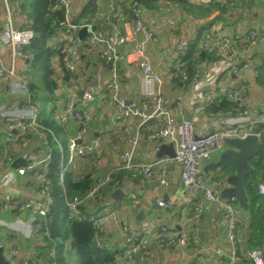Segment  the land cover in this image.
<instances>
[{"label":"built area","instance_id":"obj_1","mask_svg":"<svg viewBox=\"0 0 264 264\" xmlns=\"http://www.w3.org/2000/svg\"><path fill=\"white\" fill-rule=\"evenodd\" d=\"M51 1L63 12V19L48 45L52 51L59 53L51 59L53 78L58 85L56 96L59 100L62 96L66 99L53 119L61 126L73 121L77 127L74 135L68 138V165L77 169V161H86L90 171L101 174L83 196L65 199L70 218L95 229L93 243L96 248L115 249L116 254L110 264L146 262L151 242L166 251H172L178 244L192 246L197 258L208 253L211 249L204 246L197 235L189 237L187 233L172 230L156 221L153 215L139 226L138 231L133 230L125 210L137 211L142 206L140 199L128 194L129 204L116 206L111 197L103 195L108 189L109 192L115 191L109 185L111 173L116 170L129 173L140 183L150 180L155 171L158 184L166 188L169 183L167 168L174 163L179 169L182 191L187 195L197 194L194 217L208 213L214 204L223 207L228 249L213 250L218 264H240L243 248L238 235L237 202L233 197L223 201L218 191L214 190L221 184L212 186L202 169L213 155L222 151L226 140L252 136L260 143L264 135V108L253 106L248 90L249 79L257 80L259 77V65L252 58L264 45V19L260 26L237 32L217 27L210 29L199 43V49L215 60L209 63L196 60V69L189 79L181 63L188 40L179 26L175 3L159 1L155 9L149 10L135 0H97L96 13L87 20H78L79 11L75 12L73 8L75 0ZM185 1L202 6L212 2ZM252 2L255 8L257 0ZM235 5L231 3L230 9ZM31 25L22 0H0V209L15 215L19 229L43 242L48 236L45 223L52 205L50 181L46 176L50 152L46 150V137L40 131L37 108L30 103L31 96L27 93L32 57L29 47L34 39ZM125 27H128V33ZM83 28L88 32L79 40L78 32ZM163 43L165 46L162 48ZM148 46L163 56L164 76L169 80L180 78L182 83L194 85L205 75L206 66L217 69V74H213L210 81L197 85L199 88L191 104V117L185 116L188 104L185 92L176 93L172 103L163 96L165 79L154 73L146 55ZM92 56L99 58L102 68L89 72L83 59ZM125 64L140 73L138 88L131 100L122 95L121 67ZM64 77L68 80L65 81ZM13 85L28 99L7 100L5 89H13ZM222 98L237 103L238 108L220 114L206 112L207 107ZM94 103L103 104L104 115L112 124L123 125L133 119L137 121L136 130L130 132L127 127H122L116 137L115 141L123 143L125 148L118 156V163L109 165V170L101 165L105 140L100 135H91ZM201 113L217 120V127L197 133L196 123ZM143 129L149 133L147 139L152 143L153 153L159 152L163 145H171L174 158L164 155L159 159L137 162L135 153ZM31 141L36 145L27 151L26 165L14 167L12 156L16 155L21 145ZM117 153V147L111 145V154ZM18 177L26 179L28 186L34 190L33 194L7 191L16 184ZM257 190L259 195L264 196V183L259 184ZM154 205L157 210L168 211L173 207L171 201L160 199L154 200ZM27 211L34 215L29 222L22 218V213ZM111 223L116 229L109 228ZM4 226L13 234L17 232L11 226ZM116 245L119 246L117 249ZM3 255L6 259L11 258L10 261L7 259V264H32L28 260H15L19 256L17 249L5 250ZM53 258L54 253L51 252ZM245 260L251 264H264V247L247 252ZM46 264L52 263L47 260Z\"/></svg>","mask_w":264,"mask_h":264},{"label":"crops","instance_id":"obj_2","mask_svg":"<svg viewBox=\"0 0 264 264\" xmlns=\"http://www.w3.org/2000/svg\"><path fill=\"white\" fill-rule=\"evenodd\" d=\"M103 2V0H101ZM84 4V0H75L74 3V10L75 12L80 11ZM103 5V3H102ZM245 6V5H244ZM242 6V7H244ZM259 7V6H258ZM243 10V9H242ZM244 10H246L244 8ZM258 10V9H257ZM256 10V11H257ZM179 11V9H178ZM177 11V13H178ZM255 11V10H254ZM253 11V12H254ZM237 13L229 12L228 17L232 20L231 25L240 23L244 21V18H247V12L245 14L239 13L240 11H235ZM246 12V11H244ZM181 13V14H180ZM180 15L178 16L179 19V26L181 31L184 32V36L187 38L188 43L194 37V31L198 27L197 21L192 19L187 13H184L180 10ZM218 15V12L214 13L210 19H213L215 16ZM255 18H248L250 21L249 26H244L241 24L237 26H224L220 22H217L212 28L217 27L219 29H226V30H233L234 32L246 30L251 27L260 26L261 18L258 13H256ZM186 18V19H185ZM185 21L190 22V27L187 31L185 27ZM192 25V26H191ZM211 28V29H212ZM128 27H125V31L128 33ZM166 38V37H165ZM165 46V43H163ZM146 55L151 63L154 73L163 76L165 79L162 93L165 99L172 103L176 93L185 92L187 96L188 104L185 107V116L187 118L192 116V101L194 100V96L196 95V91L198 90L199 83L205 84L206 81H210L213 74H217V69L215 67H210L207 72L206 67L204 68L205 75L199 78L198 84L191 85L189 82L187 83H180L178 81L169 80L164 76L165 69H163V56L161 55L158 50L156 51L153 47H147ZM253 62L256 64H260L264 62V45L259 48L257 52L253 55ZM84 60V67H86L87 71L97 70L102 68V63L100 62L97 56L92 57H85ZM140 73L138 70L134 69L130 65H122L121 67V77H122V95L128 99H133V92L137 91L138 88V80H139ZM222 79V78H221ZM224 80V79H222ZM253 80L252 78L249 79V96L252 99L253 106L255 108H264V82H260V80ZM85 84V81H83ZM228 83V82H227ZM8 87L5 89L6 98L9 99H19L21 101L27 100L26 94H23L19 91L16 85ZM31 98V97H30ZM60 104L57 106V111L61 109V105H63L66 101L65 96L60 98ZM205 112V111H204ZM206 113V112H205ZM205 113H201L198 116V121L196 123V132L200 133L204 129H211L217 127V120H212L205 116ZM92 122H91V135L94 134L95 136L100 135L105 140V145L103 149H107V151L111 148V144L113 141L116 140V137L120 134L122 127H127L130 132L136 130L137 121L135 119L131 121H126L123 125H116L110 123L104 115V107L103 104L94 103L93 111H92ZM69 130V137L74 135L77 127L73 121H70L67 125ZM2 129V125L0 123V130ZM148 131L146 129L141 130V140L139 146L135 153V159L137 162H142L144 160H155L157 158V153H153L152 151V143H150L147 139ZM68 140V139H67ZM36 142H27L25 146L20 147V150L15 153L16 155L12 156L13 166H20L22 164V160L26 158L27 151L30 148L34 147ZM168 146V145H164ZM124 145L120 144L118 149L117 155L111 154V149L105 155L107 160L106 163L110 165H116L118 163V156L124 151ZM224 149V148H223ZM222 149V150H223ZM220 153V152H219ZM218 153V154H219ZM217 155H213L212 159L208 162H215L217 160ZM164 156V155H163ZM161 158V157H160ZM104 162V168H106V163ZM207 163V164H208ZM82 164L87 165L86 161H83ZM205 164V165H207ZM204 165V166H205ZM168 186L166 188L161 187L158 184L156 179V172L154 171L153 176L150 180L140 183L138 181H132L125 178L123 186L121 188H117L116 190H122L124 196L121 198L120 201H113L116 206H123L128 205L129 201L127 199L128 194H134L140 199L142 206L137 211L125 210V216L129 219L130 225L133 230L138 231L139 226L144 222L147 221L150 217H154L156 221L160 224L169 227L172 230L181 233H187L189 237L193 235H197L200 239L201 243L210 248L211 250L208 253L200 254L199 257L195 255V249L192 246H183L178 244L172 251H166L160 248L156 243L151 242L149 245L150 256L146 262L135 264H218L217 258L214 255L213 250L217 248H221L223 250L228 249V243L226 239V229L223 222V207L219 204H214L211 206L210 211L208 213L203 214L199 218L194 217L193 215V206L197 201V194L187 195L181 189V181H180V174L178 167L171 163L168 165ZM82 171V170H81ZM117 171V170H116ZM84 173V172H83ZM226 175H232L233 170L225 169ZM205 178L209 181V183L213 186L215 183H220V186H215L214 190L218 191L219 195L224 187H226V183L223 181V175L220 171L216 173L208 172L205 175ZM264 183V182H263ZM7 191L9 193L15 194H33L34 190L30 188L26 182L25 178H17L16 184L11 188H8ZM113 193V192H112ZM111 193V195H112ZM258 193V190H257ZM259 195V194H258ZM261 204L263 205L264 209V196H261ZM160 199L164 201H171L173 203V207L171 210H157L154 205V200ZM223 200V201H227ZM249 202V201H248ZM236 207L239 210V218H238V235L242 241V253L240 255L241 262L240 264H251L248 260H245L246 253L250 251L249 246L247 245L245 238L246 236L250 235L249 225H250V215L249 211V203H248V211H243L238 203H236ZM22 218L26 221H31L34 219V215L27 211L22 213ZM4 225L11 226L17 229V232L13 234L8 229L5 228ZM110 229L115 228V225L111 223L109 225ZM116 229V228H115ZM43 243L40 240L28 235L24 230L19 229L18 221L16 216L10 212L3 211L0 209V247L2 248V256L4 261L7 262L11 260V258H5L3 252L5 250L17 249L19 252V256L15 258V260H28L32 264L37 262V255L39 254V249ZM119 246H115L117 249ZM264 247V245H263ZM4 249V250H3ZM75 259V262H74ZM42 260V259H40ZM38 260V263L40 262ZM70 264H76V258L74 253L70 256ZM226 264V263H224Z\"/></svg>","mask_w":264,"mask_h":264},{"label":"trees","instance_id":"obj_3","mask_svg":"<svg viewBox=\"0 0 264 264\" xmlns=\"http://www.w3.org/2000/svg\"><path fill=\"white\" fill-rule=\"evenodd\" d=\"M135 1L143 4L149 10L155 9L159 1L172 2L177 5L178 9L197 21L198 27L194 31V37L189 41L186 51L181 56V63L189 79L193 76L196 69V60L203 63L215 60L208 54L200 52L199 43L213 25L226 20V14L229 13L230 9L229 5L231 3L236 4L232 7L234 11H241V9L254 6L252 0H246L244 7L240 5L238 0H212L211 3L205 6L185 0ZM22 6L31 18V29L34 33V39L29 47L32 57L27 93L31 96L30 103L37 108L40 131L46 137V150L50 152V162L46 175L50 181L52 198L51 210L46 217L45 223V231H47L48 236L44 237L43 245L37 255V262L34 264H46L47 260L52 264H70L72 253H74L76 258V264H110L116 254L115 249L96 248L93 243L96 233L95 229L89 224L73 221L65 206L66 198L83 196L95 183L97 174L94 171H90L88 165L83 164L84 168H81L82 161H77V169L73 165H68L69 151L68 141H66L69 135L68 127L67 125H58L52 118L58 106L59 97L56 96L58 85L53 78L51 59L59 53L52 51L48 42L56 34L58 23L63 19V12L56 8V3L51 0H22ZM261 7L264 8V3H261ZM96 10L97 0H84V4L79 11L78 20L89 19L96 13ZM216 12H218V15L210 19ZM257 70L259 72L258 79L260 82H264V62L261 65L259 64ZM65 75L68 76L67 73ZM173 80L182 83L180 78H174ZM44 96L47 97V107L46 109H40L39 105L43 102L42 97ZM236 108H238L237 103H232L222 98L205 110L206 112L220 114ZM260 145L261 154L258 158L251 161L254 172L247 177L245 187V193L249 201L248 213L250 215V235L246 236L245 241L250 250L261 249L264 245V209L261 204V197L257 193L259 184L264 182V135L261 138ZM1 150L2 142L0 141V152ZM63 168L65 170L62 174ZM81 169L85 170L81 171ZM125 178L138 183V178H131L129 173L125 171H113L109 188H121ZM115 183H117L116 186ZM109 190L103 193L108 198L111 197L112 193ZM51 252L54 253L53 259H51ZM38 260H40L39 263Z\"/></svg>","mask_w":264,"mask_h":264},{"label":"water","instance_id":"obj_4","mask_svg":"<svg viewBox=\"0 0 264 264\" xmlns=\"http://www.w3.org/2000/svg\"><path fill=\"white\" fill-rule=\"evenodd\" d=\"M241 6L246 4V0H238ZM88 32L86 28L81 29L78 32V39ZM67 81L68 77H64ZM261 154V145L257 140L248 136L244 139H228L224 142V149L218 154L215 162L208 163L202 169L203 173L207 175L208 172L216 173L220 171L223 175V181L226 183L220 193V198L226 200L229 198H235L239 207L247 212L248 211V198L245 193V187L247 184V177L254 172V168L251 165V161L256 159ZM163 155L169 158H174V150L171 145L161 146L157 153V158ZM22 166L26 165V161L22 160ZM14 167L15 164H14ZM225 169L233 170L232 175H226ZM124 196L122 190H116L112 193L111 198L113 201H120ZM0 264H7L2 256V248L0 247Z\"/></svg>","mask_w":264,"mask_h":264},{"label":"rangeland","instance_id":"obj_5","mask_svg":"<svg viewBox=\"0 0 264 264\" xmlns=\"http://www.w3.org/2000/svg\"><path fill=\"white\" fill-rule=\"evenodd\" d=\"M261 3H264V0H257V5L258 6H260V8L259 7H257V5H256V7L254 8V6H250V7H248V8H245L246 10H242L241 9V11L239 12V13H242L243 12V14H245V13H247V12H252V14L251 13H247V18H244V21H242V22H240V23H237V24H234L235 26H237V25H239V24H241L242 23V25H244V26H249L250 25V21H249V17L250 18H255V14L256 13H258L259 15H260V17L261 18H264V8H262L261 7ZM258 9V10H257ZM255 10V11H254ZM257 10V11H256ZM244 11H246V12H244ZM254 11V12H253ZM229 12H231V13H237V12H235L234 11V9H232L231 11L229 10ZM180 13V9H179V11H178V13H177V15H180L179 14ZM226 15H229V13H227ZM186 19V18H185ZM231 22H232V20L230 19V17H228V16H226V20L224 21V22H220L222 25H224V26H234V25H231ZM190 22L188 23V22H186L185 21V27L187 28V31H188V29H189V27H190ZM192 26V25H191ZM165 37H166V35H165ZM42 101L43 102H41L40 103V109H46V107H47V97H42ZM56 111H57V108H56ZM55 111V112H56ZM55 112H54V114H55ZM54 114H53V116H54ZM53 116H52V118H53ZM54 120V119H53ZM68 139V138H67ZM66 139V141H68ZM68 143V142H67ZM113 143V144H112ZM112 143H110L112 146L113 145H115L116 147H117V149H119V147H120V144H122V145H124L123 143H120V142H118V141H113ZM110 145V146H111ZM111 149V148H110ZM109 149V150H110ZM109 150L107 151V149H103V151H102V157H101V159H102V162H101V165H102V168L103 169H105L104 168V162H103V160L105 161V163L107 162V160H106V158H105V155H107V153L109 152ZM218 153H216L215 155H217ZM253 161V160H252ZM82 163H83V161H82ZM81 163V168H84L83 167V164ZM109 163H106V168L109 170ZM86 168V167H85ZM81 170H85V169H81ZM80 174V173H79ZM98 175H101V174H98ZM98 175H96V176H98ZM72 255V254H71ZM74 262H75V259H74Z\"/></svg>","mask_w":264,"mask_h":264}]
</instances>
